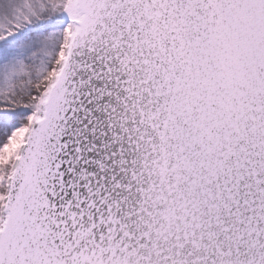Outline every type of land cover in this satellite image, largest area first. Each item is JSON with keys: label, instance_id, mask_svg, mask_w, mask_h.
<instances>
[{"label": "snow or ice", "instance_id": "6c2138e0", "mask_svg": "<svg viewBox=\"0 0 264 264\" xmlns=\"http://www.w3.org/2000/svg\"><path fill=\"white\" fill-rule=\"evenodd\" d=\"M0 264H264V0H0Z\"/></svg>", "mask_w": 264, "mask_h": 264}]
</instances>
